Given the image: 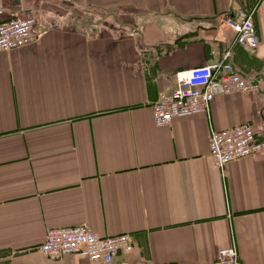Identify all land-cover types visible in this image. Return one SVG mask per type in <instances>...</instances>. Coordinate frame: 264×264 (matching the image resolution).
<instances>
[{
    "label": "crops",
    "instance_id": "obj_1",
    "mask_svg": "<svg viewBox=\"0 0 264 264\" xmlns=\"http://www.w3.org/2000/svg\"><path fill=\"white\" fill-rule=\"evenodd\" d=\"M68 1L82 9L49 29L67 15L59 0H0V23L34 16L44 32L0 52V264H72L39 248L83 225L132 236L115 264H217L231 245L240 264H264V153L218 170L209 142L264 122V0ZM240 10H255L256 50L226 23ZM228 51L262 89L158 127L159 95Z\"/></svg>",
    "mask_w": 264,
    "mask_h": 264
},
{
    "label": "built area",
    "instance_id": "obj_2",
    "mask_svg": "<svg viewBox=\"0 0 264 264\" xmlns=\"http://www.w3.org/2000/svg\"><path fill=\"white\" fill-rule=\"evenodd\" d=\"M58 6L67 12L66 16H57L55 24H66L77 9L68 0H59ZM255 10H240L237 17L228 18L226 23L236 33V46L252 50L258 49L260 42L254 26ZM34 16L15 18L0 23V52L10 53L34 46L39 43L44 32L38 31ZM48 31V29H44ZM140 37V32L132 33ZM231 51L224 60L209 67L196 68L178 77L176 88L172 92H162L153 106L155 123L158 127L170 126L175 119L192 118L197 115L211 114V104L219 95L237 93H256L262 89L260 81L249 79L230 62ZM211 161L215 168H224L252 156L264 153V122L247 123L231 130L210 135ZM131 235L122 234L100 237L89 227L83 225L74 228L51 229L39 252L51 261L70 259L72 264L86 261L90 264H115L121 256L134 251ZM217 264H240L236 247L231 245L221 250Z\"/></svg>",
    "mask_w": 264,
    "mask_h": 264
},
{
    "label": "rangeland",
    "instance_id": "obj_3",
    "mask_svg": "<svg viewBox=\"0 0 264 264\" xmlns=\"http://www.w3.org/2000/svg\"><path fill=\"white\" fill-rule=\"evenodd\" d=\"M237 249V248H236Z\"/></svg>",
    "mask_w": 264,
    "mask_h": 264
}]
</instances>
